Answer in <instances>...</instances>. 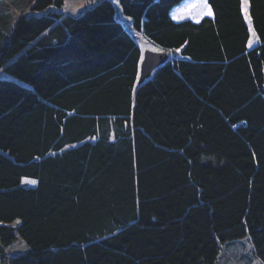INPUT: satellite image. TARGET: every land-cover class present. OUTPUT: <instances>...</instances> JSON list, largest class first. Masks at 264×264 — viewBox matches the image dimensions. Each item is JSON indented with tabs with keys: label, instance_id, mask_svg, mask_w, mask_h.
<instances>
[{
	"label": "trees",
	"instance_id": "obj_1",
	"mask_svg": "<svg viewBox=\"0 0 264 264\" xmlns=\"http://www.w3.org/2000/svg\"><path fill=\"white\" fill-rule=\"evenodd\" d=\"M183 1L0 0V264L264 263V0Z\"/></svg>",
	"mask_w": 264,
	"mask_h": 264
},
{
	"label": "rangeland",
	"instance_id": "obj_2",
	"mask_svg": "<svg viewBox=\"0 0 264 264\" xmlns=\"http://www.w3.org/2000/svg\"><path fill=\"white\" fill-rule=\"evenodd\" d=\"M30 0H23L24 5L29 4ZM101 0H66L64 6L62 9L59 10L60 13H63L65 15L74 14L75 16L80 15L82 12H84L87 9L93 8L95 5H97ZM115 1V5L117 8H119L118 3ZM18 2V1H17ZM19 1V6L21 5ZM17 5V6H18ZM244 7H246V4L244 3ZM26 7V6H25ZM212 9L208 4V0H184L179 5L175 6L171 11V17L174 21H183V20H191L193 22H197L201 20L205 16H211L208 14V10ZM246 11V10H245ZM22 16V15H21ZM13 24V22H11ZM127 25V24H126ZM136 37L138 35L136 34ZM255 34L253 29L251 28V39H250V48L254 47L255 44ZM137 42L143 52L150 51L158 53L161 51V49L156 46L155 44L149 42L147 39H145L142 35H140L139 38H137ZM144 60V58H143ZM143 62V61H142ZM25 184L32 186L35 184L29 183L28 181H31V179H24ZM229 251H223L221 253V256L219 258L218 264H264L262 263L257 256L255 255L252 243L249 238H245L239 241H235L231 244H228ZM26 251V247L22 243H16L14 247H10L7 250V255H18L23 254Z\"/></svg>",
	"mask_w": 264,
	"mask_h": 264
},
{
	"label": "water",
	"instance_id": "obj_3",
	"mask_svg": "<svg viewBox=\"0 0 264 264\" xmlns=\"http://www.w3.org/2000/svg\"><path fill=\"white\" fill-rule=\"evenodd\" d=\"M169 60V56L165 52H150L144 54V60L141 63V73L139 84L152 77L153 72L163 66Z\"/></svg>",
	"mask_w": 264,
	"mask_h": 264
},
{
	"label": "snow or ice",
	"instance_id": "obj_4",
	"mask_svg": "<svg viewBox=\"0 0 264 264\" xmlns=\"http://www.w3.org/2000/svg\"><path fill=\"white\" fill-rule=\"evenodd\" d=\"M205 2H206V0H205ZM244 3L246 4V3H247V0H244ZM208 14H209V15L212 14L210 9L208 10ZM28 182H29V183H32V184H35V183H36L35 180H31V181H28Z\"/></svg>",
	"mask_w": 264,
	"mask_h": 264
},
{
	"label": "clouds",
	"instance_id": "obj_5",
	"mask_svg": "<svg viewBox=\"0 0 264 264\" xmlns=\"http://www.w3.org/2000/svg\"><path fill=\"white\" fill-rule=\"evenodd\" d=\"M161 52V51H160Z\"/></svg>",
	"mask_w": 264,
	"mask_h": 264
}]
</instances>
